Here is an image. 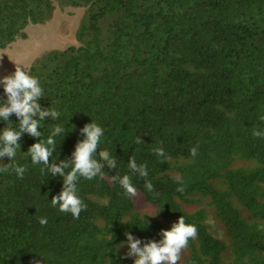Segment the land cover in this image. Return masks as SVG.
<instances>
[{
	"label": "trees",
	"instance_id": "trees-1",
	"mask_svg": "<svg viewBox=\"0 0 264 264\" xmlns=\"http://www.w3.org/2000/svg\"><path fill=\"white\" fill-rule=\"evenodd\" d=\"M56 2L88 7L91 22L79 24L77 45L24 69L44 89L37 103L60 115L44 118L39 139L22 133L13 161L0 160V167L27 168L22 179L0 172V264H134L118 253L126 232L162 239V223L107 178L79 179L87 205L79 219L52 206L63 177L33 165L28 149L62 125L49 163L71 161L92 121L105 130L97 156L108 149L117 159L104 171L128 174L131 157L146 164L154 191L133 174L140 196L169 230L181 216L198 228L186 264H264V137L253 135L264 131V0H0V47L25 38L29 23L48 21ZM108 15L113 21L101 27ZM7 126L19 127L15 114L9 124L0 119V132ZM237 159L253 164L234 165ZM196 203L203 205L186 209ZM209 209L226 239L209 230Z\"/></svg>",
	"mask_w": 264,
	"mask_h": 264
},
{
	"label": "clouds",
	"instance_id": "clouds-1",
	"mask_svg": "<svg viewBox=\"0 0 264 264\" xmlns=\"http://www.w3.org/2000/svg\"><path fill=\"white\" fill-rule=\"evenodd\" d=\"M0 85H3L6 96V101H0V119L8 122V124L13 114L19 119L18 128L7 126L0 132V160L8 157L10 161H13L17 150L21 148L20 143H18L21 134L27 133L31 137L39 139L42 133L38 131V128H40L44 118L51 117L53 120H57L60 114L53 108H41L37 101L44 97V89L39 79L25 71L21 66L16 65L14 73L0 77ZM65 131L64 126L57 125L47 139L39 140L28 149L33 165L42 164L44 165V168L41 169L42 172L47 170L53 177L57 175L63 177L62 191L51 199L53 207L58 206L59 211L70 213L73 218L79 219L81 212L87 209V205L78 194L77 185L81 177L86 180L97 177L101 180L107 178L113 184L119 183L124 194L131 199L140 196L133 183V174H138L137 177L144 180V188L149 192L154 191V185L148 179L149 173L146 164H137L134 157L128 161V174L109 176L104 171L105 165L116 169L117 159L108 149H102L97 156V149L100 147L105 130L94 121L81 129L84 139L76 144L71 161L64 160L57 164L52 160V163H49L50 157H53V152L56 150L55 137L64 135ZM253 135L264 137V131L254 129ZM135 143L142 144L144 141L140 137H136ZM153 151L158 157L166 158L163 147L154 148ZM198 151V146H194L190 149V155L194 158L198 155ZM10 169L20 179L27 171L24 166L8 163L0 167V172H8ZM176 179L180 183L177 191L183 192L182 179L180 177ZM39 222L41 225H45L47 218L42 217ZM125 236L129 248L125 258L134 256V264H178L182 252L189 245V241L197 238L198 228L194 224L186 223L185 218L181 216L178 222L171 226L170 230H161V240H148L143 244V247H141V240L134 239L130 233L126 232ZM34 264H40V262L35 261Z\"/></svg>",
	"mask_w": 264,
	"mask_h": 264
},
{
	"label": "rangeland",
	"instance_id": "rangeland-1",
	"mask_svg": "<svg viewBox=\"0 0 264 264\" xmlns=\"http://www.w3.org/2000/svg\"><path fill=\"white\" fill-rule=\"evenodd\" d=\"M113 21V17L108 15L100 17L98 24L106 27ZM84 22L86 25L91 22L90 12L86 6H71L55 3V10L52 17L45 23H29L24 32L26 37L17 36L15 40L6 47H0V77L14 73L16 65L28 69L33 62L42 57L51 50H63L70 45H77L75 33L79 24ZM253 161L237 159L234 165L251 166ZM137 206L140 211L146 214L150 221L162 223L165 230H169L166 222L162 221L156 214L155 208L148 204L141 196L136 198ZM203 203H196L186 206L189 211H194ZM209 230L222 239H226L225 230L222 224L215 219L212 210L209 209L207 217ZM134 239L141 240V247L145 243L144 240L133 236ZM129 248L127 242L118 246V253L125 255ZM189 249L182 252L181 260L178 264H186ZM135 259L134 256H130ZM225 264V263H222Z\"/></svg>",
	"mask_w": 264,
	"mask_h": 264
}]
</instances>
